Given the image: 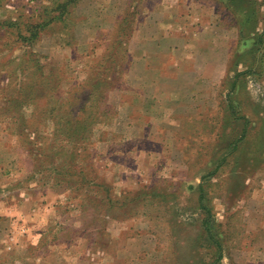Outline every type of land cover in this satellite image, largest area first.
Masks as SVG:
<instances>
[{
    "label": "rangeland",
    "instance_id": "rangeland-1",
    "mask_svg": "<svg viewBox=\"0 0 264 264\" xmlns=\"http://www.w3.org/2000/svg\"><path fill=\"white\" fill-rule=\"evenodd\" d=\"M220 243L264 264V0H0V264Z\"/></svg>",
    "mask_w": 264,
    "mask_h": 264
},
{
    "label": "crops",
    "instance_id": "crops-1",
    "mask_svg": "<svg viewBox=\"0 0 264 264\" xmlns=\"http://www.w3.org/2000/svg\"><path fill=\"white\" fill-rule=\"evenodd\" d=\"M176 8V7H175ZM181 8V7H180ZM154 12H152L146 19H153V22L156 21V19H169L171 21V19H177V17H175L173 15V13L171 12V9L169 10V12L167 14H165L164 16L160 15V12L163 11V9L159 8L155 10H153ZM187 15V14H186ZM186 18V17H185ZM180 19H184V16H182L180 14ZM171 35V34H170ZM145 37V36H144ZM143 37V38H144ZM152 38L157 39V36H152ZM144 56H146L145 52H144Z\"/></svg>",
    "mask_w": 264,
    "mask_h": 264
},
{
    "label": "trees",
    "instance_id": "trees-1",
    "mask_svg": "<svg viewBox=\"0 0 264 264\" xmlns=\"http://www.w3.org/2000/svg\"><path fill=\"white\" fill-rule=\"evenodd\" d=\"M134 197H140V195H135ZM217 247V250H218V254H217V258L215 259V261H213L211 264H214L215 262H217L219 259L222 258L223 256V246L222 244L220 243Z\"/></svg>",
    "mask_w": 264,
    "mask_h": 264
}]
</instances>
